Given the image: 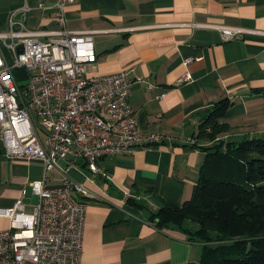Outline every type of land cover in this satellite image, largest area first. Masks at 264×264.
<instances>
[{
    "label": "crops",
    "instance_id": "crops-1",
    "mask_svg": "<svg viewBox=\"0 0 264 264\" xmlns=\"http://www.w3.org/2000/svg\"><path fill=\"white\" fill-rule=\"evenodd\" d=\"M58 1L0 0V32L15 11L26 29H61L56 9L41 6ZM26 4L31 9L18 17ZM64 18L68 29L93 32L91 72L128 70L135 79L130 103L140 129L166 135L135 154L102 159L106 175L93 177L83 160L71 158L46 173L51 186L66 172L89 192L79 195L87 203L81 264H203L207 242L175 224L160 228L149 216L192 197L205 148L214 144L199 135L200 126L215 103L231 101L228 130L217 140L264 137V0H64ZM207 25L245 32L224 41ZM44 173L40 160L9 157L0 137V208L21 199L33 212L38 196L29 182ZM194 223L185 228L195 231ZM10 224L0 214V230Z\"/></svg>",
    "mask_w": 264,
    "mask_h": 264
},
{
    "label": "built area",
    "instance_id": "built-area-1",
    "mask_svg": "<svg viewBox=\"0 0 264 264\" xmlns=\"http://www.w3.org/2000/svg\"><path fill=\"white\" fill-rule=\"evenodd\" d=\"M41 6L56 9L61 29H26L15 11L9 30L0 32V137L9 157L45 165L43 177L29 182L38 196L33 212L25 211L21 199L0 208L11 220L9 228L0 230V264H81L87 203L79 195L89 192L66 172L61 185L51 186L46 173L71 158L83 160L93 177L106 175L102 159L135 154L166 137L140 129L130 103L135 79L128 70L91 72L97 61L93 32L65 27L64 0ZM30 9L26 4L20 11L24 16ZM207 26L219 29L224 41L245 32ZM20 78L27 82L21 85Z\"/></svg>",
    "mask_w": 264,
    "mask_h": 264
},
{
    "label": "trees",
    "instance_id": "trees-1",
    "mask_svg": "<svg viewBox=\"0 0 264 264\" xmlns=\"http://www.w3.org/2000/svg\"><path fill=\"white\" fill-rule=\"evenodd\" d=\"M230 106L228 98L218 101L200 126L199 135L214 144L205 148L192 197L164 203L149 218L207 242L203 264H264V137L217 140L228 130L223 119ZM188 220L198 225L195 231L185 228Z\"/></svg>",
    "mask_w": 264,
    "mask_h": 264
},
{
    "label": "rangeland",
    "instance_id": "rangeland-1",
    "mask_svg": "<svg viewBox=\"0 0 264 264\" xmlns=\"http://www.w3.org/2000/svg\"><path fill=\"white\" fill-rule=\"evenodd\" d=\"M20 75H22V72H20ZM26 82H27V81H26V79H24V78H20V79H19V83H20L21 85H24ZM31 113H32V115H33L34 117H36L34 111L31 110ZM194 224H196V223H194ZM213 239H215V238H213Z\"/></svg>",
    "mask_w": 264,
    "mask_h": 264
},
{
    "label": "water",
    "instance_id": "water-1",
    "mask_svg": "<svg viewBox=\"0 0 264 264\" xmlns=\"http://www.w3.org/2000/svg\"><path fill=\"white\" fill-rule=\"evenodd\" d=\"M22 15H23L22 13H19V14H18V17H19V16H22Z\"/></svg>",
    "mask_w": 264,
    "mask_h": 264
}]
</instances>
